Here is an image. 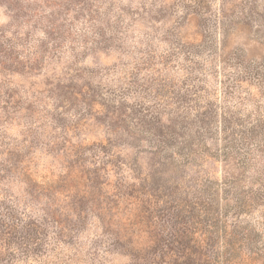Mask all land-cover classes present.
<instances>
[{
    "label": "rangeland",
    "instance_id": "rangeland-1",
    "mask_svg": "<svg viewBox=\"0 0 264 264\" xmlns=\"http://www.w3.org/2000/svg\"><path fill=\"white\" fill-rule=\"evenodd\" d=\"M232 237L264 264V0H0V264Z\"/></svg>",
    "mask_w": 264,
    "mask_h": 264
},
{
    "label": "trees",
    "instance_id": "trees-1",
    "mask_svg": "<svg viewBox=\"0 0 264 264\" xmlns=\"http://www.w3.org/2000/svg\"><path fill=\"white\" fill-rule=\"evenodd\" d=\"M210 209H208V215H212L211 217H208L207 221H213L212 222V226L216 225L218 222V218L214 215H216L215 212L213 211H209ZM211 241V240H210ZM238 243L239 241L235 239V237H232L229 242L228 245L230 247H228V251L226 252L228 255L225 258V263L228 264H238V259H239V252H238ZM213 244L210 245V243L208 244L209 247H211ZM205 263L204 264H216L217 261L219 260L218 254L216 253H211L210 255H208L207 252H205Z\"/></svg>",
    "mask_w": 264,
    "mask_h": 264
}]
</instances>
